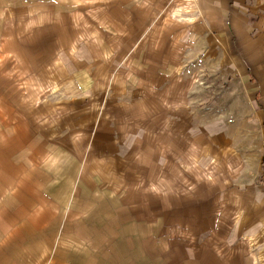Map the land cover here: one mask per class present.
Returning <instances> with one entry per match:
<instances>
[{
	"label": "crops",
	"instance_id": "1",
	"mask_svg": "<svg viewBox=\"0 0 264 264\" xmlns=\"http://www.w3.org/2000/svg\"><path fill=\"white\" fill-rule=\"evenodd\" d=\"M52 8L43 23L47 35L33 39L30 53L12 54L0 43V77L17 78L20 106H31L32 119L47 123V129L32 123L38 140L30 145L33 161L48 155L69 175L63 177L74 172L66 186L79 189L75 205L87 202L84 189L119 187L125 180L130 186L121 171L154 165L163 173L159 205L165 207L151 213L146 226L191 233L192 242L177 246L186 252L182 264H264L250 242L228 238L236 232L253 238L264 229V194L258 188L242 203L243 192L227 190L220 176L228 164L212 167L219 172L213 179L200 177L195 160L216 131L189 113L191 85L184 84L185 75L205 66L225 75L254 72L264 61L253 50L261 38L256 33L264 30V0H83V9L58 18ZM0 173L7 185L6 167ZM240 205L253 210L241 213ZM202 231L215 232L213 243H193ZM3 235L7 231H0V264L8 258Z\"/></svg>",
	"mask_w": 264,
	"mask_h": 264
},
{
	"label": "rangeland",
	"instance_id": "2",
	"mask_svg": "<svg viewBox=\"0 0 264 264\" xmlns=\"http://www.w3.org/2000/svg\"><path fill=\"white\" fill-rule=\"evenodd\" d=\"M51 7L58 18L59 12L83 9V0H0V43L6 44L4 50L30 53L33 39L47 35L43 23L51 19ZM258 36L260 41L253 50L261 55L264 30L260 29ZM254 72L248 69L242 76L225 75L205 66L184 78V84L191 85L194 105L187 110L199 114L202 123L212 122L216 131L208 151H201L195 160L201 167L200 177L213 179L219 172L212 167L228 164L220 176L224 175L227 190L243 192L241 202L251 201L252 191L256 197L258 188L264 194V61ZM16 79L8 83L5 76L0 77V167L7 171V185L0 173V231H7V236H2L7 238L2 247L8 255L4 264H182L186 252L177 246L192 242L191 233L158 231L159 225L146 226L145 222L151 213L154 216L165 207L159 205L158 184L163 173L154 165L146 171H121V179L130 177V186L125 180L119 187L84 189L87 202L75 205L79 189L66 186L74 172L72 177H63V166L54 164L51 156L34 162L30 155V145L38 141L32 123L36 129H47V123L32 119L31 106H20L21 93L14 89ZM143 145L141 141L145 153ZM185 174L191 176V172ZM240 206L241 213L253 210L251 205ZM211 209L212 205L207 208ZM238 222L233 216L232 227ZM169 223L175 225V219ZM214 233H196L193 243L212 242ZM228 238L232 243L250 242L252 255L264 260V229L253 238L239 236V232Z\"/></svg>",
	"mask_w": 264,
	"mask_h": 264
}]
</instances>
